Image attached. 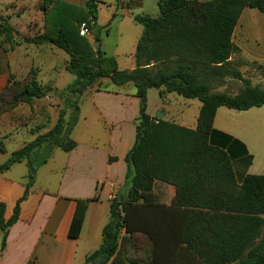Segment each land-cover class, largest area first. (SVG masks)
<instances>
[{"label": "trees", "instance_id": "trees-1", "mask_svg": "<svg viewBox=\"0 0 264 264\" xmlns=\"http://www.w3.org/2000/svg\"><path fill=\"white\" fill-rule=\"evenodd\" d=\"M98 3L87 0L84 7H77L62 0H43V33L22 41L9 19L0 15L1 49L12 50L24 42L52 45L69 56L66 70L76 76V82L65 89L69 94L82 97L105 79L116 88L134 85L141 101L136 142L126 159L127 198L112 200L103 243L86 264H264V175H247L239 183L231 138L214 129L219 108L264 107V90L245 82L241 93L232 97L211 93L210 84L225 72L238 76L229 62L238 51L233 42L236 27L246 9L264 14V0H159L160 17H134L143 34L133 71H119L101 50L94 58L88 56L91 44L80 36V27L87 24L96 33ZM150 89L199 100L196 130L151 118L147 114ZM48 93L35 78L19 83L12 77L0 95V114ZM76 99L73 104L67 101V107L77 112ZM65 117L62 110L53 129L12 153L0 173L29 160L30 188L36 175L31 159L38 148L50 144L70 152L77 146L70 138L72 122ZM0 152H6L4 144ZM157 184L175 189L170 204L158 199ZM97 200L96 196L77 202L71 239L80 237L88 206ZM4 212L0 203L3 250L8 230L18 220L19 204L7 223Z\"/></svg>", "mask_w": 264, "mask_h": 264}, {"label": "crops", "instance_id": "crops-1", "mask_svg": "<svg viewBox=\"0 0 264 264\" xmlns=\"http://www.w3.org/2000/svg\"><path fill=\"white\" fill-rule=\"evenodd\" d=\"M0 1L5 4L6 11L5 13L0 11V15L9 19L20 36L28 37L27 31L24 32L20 26L17 27L18 24L11 22L12 18L21 19L22 16L28 15L30 26L32 17H40L39 5L43 0H34L31 5L22 2L23 0L18 4L9 0ZM62 1L78 7L87 3V0ZM115 1L123 16L131 18L132 21L137 16L132 15L133 9H144V0ZM20 9H23V13L15 14ZM123 22V19L115 20L114 17L107 23H102L99 29L104 28L110 32L109 26L116 24L119 36L120 25ZM43 26L44 23L39 29ZM133 29L135 36L132 38V49L128 53L121 49L118 36L113 47L101 39L99 43L95 41L101 47L104 56L115 62L119 71H133L137 68L136 48L142 35L137 28ZM110 33L107 36H110ZM234 37L233 42L238 51L232 55L229 62L240 58L264 67V58L252 53L248 43L237 44ZM94 39L95 37L93 39L91 37L87 40ZM243 40L249 42L246 38H242ZM253 47H258V44H253ZM21 49H24L23 54H20ZM58 50L60 49L52 45L17 46L12 50L0 48V95L10 85V78L19 79L22 74L29 73L33 68L39 69L38 80L43 87L51 86L53 94L61 93L53 83L56 78L44 77L45 85L42 80L40 81L46 64L36 63L33 54L37 51L41 55L54 58L58 55ZM67 63L68 61L64 65L65 71ZM50 69L57 71L54 65ZM213 80L214 78L211 83ZM253 80H255L253 85L256 86L257 80L254 78ZM161 91L163 90L148 91L147 114L156 120L196 130L202 103L197 99H185L175 93L162 94ZM51 98L50 95L45 97L48 100ZM140 105L141 101L136 96V88L132 84L108 90L90 88L81 98L79 110L75 115L65 117L66 121L72 122L70 138L77 144L75 149L65 152L50 144L38 148L31 159V165L36 168V175L30 188H28L29 160L16 163L9 170L0 173V203L5 205L6 223L13 218L19 204L18 220L8 230L4 250L0 242V264H86L87 257L101 247L103 231L110 220L111 202L115 198L127 196L129 190L127 184L129 167L126 159L136 142ZM15 113L17 112L11 110L0 114V139L3 141L13 138L17 133L15 130H18L15 125L13 128L10 124L6 128L4 122L12 119L15 124L16 121L23 120L22 116L16 117ZM27 119L28 117L24 116V122ZM58 119L59 117L54 119L55 122L48 132L57 124ZM228 119L231 121L227 125L224 120ZM227 128L231 131H227ZM214 129L231 138L229 143L233 152L237 151L233 158V168L239 183L247 175H264V107L247 111L221 107L215 117ZM218 137L220 139L221 136ZM30 143L24 142L12 152L7 150L4 143L6 152H0V167L9 160L12 153ZM39 153L42 155H38ZM156 187L155 194L160 196ZM168 187L171 203L175 189L172 186ZM96 196L98 200L88 206L80 237L76 240L71 239L69 232L77 202Z\"/></svg>", "mask_w": 264, "mask_h": 264}, {"label": "rangeland", "instance_id": "rangeland-1", "mask_svg": "<svg viewBox=\"0 0 264 264\" xmlns=\"http://www.w3.org/2000/svg\"><path fill=\"white\" fill-rule=\"evenodd\" d=\"M10 2H14L18 4L21 0H9ZM98 12H97V26H96V33L98 35V39L106 42L109 46L113 47L116 44V38L118 36L117 30H116V24L109 26L110 32L107 30L99 29L101 28L102 23H107L109 20L114 19L115 20H124V22L120 25V31H119V39H120V47L122 50L125 52H129L132 49V38H134V29L137 28L139 32L143 33V26L136 23L135 21H132L131 18H128L126 16H123V12L118 8L117 2L115 0H98ZM199 2H209L212 0H195ZM22 2L27 3L28 5H31L34 0H23ZM43 4V3H42ZM42 4L39 5V9L41 11L40 17H32L30 21V26L29 24V18L28 15L22 16L21 19H18L17 17H13V22L17 27L20 26V29H23L24 32H28V37H22L18 36V40L22 41L23 39L26 38H33L37 35L42 34V28L39 29L40 25H43L44 23V14L42 11ZM78 7V6H77ZM84 7V6H81ZM0 11H3L5 13V4L0 1ZM132 12V11H131ZM23 13V9H20L18 11V15H21ZM37 15V13H34ZM132 15H140V16H150L152 18H158L160 17V8H159V0H144V9L139 10V9H133ZM131 15V16H132ZM38 16V15H37ZM18 21H21L19 23ZM23 24H25L23 26ZM28 26V28H26ZM93 27V26H92ZM90 28V27H89ZM96 33L91 29V34L88 37H82L84 39H88L92 37H95ZM110 33V36H107ZM139 33V34H140ZM235 42L237 44H242V43H248L250 45V51L258 57L264 58V14L259 12L256 9H246L245 13L243 14L240 24L238 25L236 31H235ZM242 38H246L249 40V42H245L244 40L242 41ZM136 39V38H135ZM92 41V42H91ZM91 42V48L89 50V55L92 58L95 57L96 53L98 50H101V47L98 46V44L95 43L94 40H89ZM99 43V42H98ZM253 44H258V47H253ZM32 44L29 43H24L20 46H29ZM45 46V45H43ZM256 48V49H255ZM102 51V50H101ZM24 53V49H21L20 54ZM35 55L36 63L38 64H43L46 66L44 67V71L42 72L40 76V81L42 80L43 84L45 85L44 82V77H48L50 79L56 78V81H54V85L58 88L61 93L56 92L53 94V90L51 86H42L44 90H48V95H50L52 98L50 100L48 99H37L34 100V102L30 105L28 104H20L16 106L15 108H12V112H17L15 113L16 117L22 116L23 120L16 121L14 124V120L11 119V121H5V127H9L8 124H10L11 127L17 128L18 130H15V133L13 138L11 139H6L5 141L0 139V149H2L3 144L5 143V146L9 152L14 151L18 147L22 146L25 143L33 142L35 141L38 137L46 134L48 130L52 127V124L55 122L57 117H59L60 111L63 109L66 110V117L70 118V116H74L76 113V109L73 107H67V100L71 101L73 104V101L77 100L76 97L78 98V102H80L81 98L83 97H78L76 94H69L66 92V89L69 86L73 85L76 82V76L73 74L69 73L68 71L64 70V65L65 62L69 60V56L61 50H58V55L54 58L52 57H47L45 54L41 55L40 52L35 51L33 53ZM37 55V57H36ZM20 60L23 62V58L20 56ZM231 64V69L233 72L238 73V76L236 74H226L224 76H214V80L211 84V93L213 94H227L232 97L238 96L243 88H245L246 84L245 82H249L252 87H258L264 90V67L260 66L258 64H254L251 62H248L246 60L238 59L234 62H230ZM55 66L57 68V71H51V67ZM241 69L243 72H241ZM26 70V69H25ZM23 70V71H25ZM38 73L39 69L38 68H33L31 71L28 73H24L21 75L19 79H16L14 77V82H19V83H28L35 78L37 81L38 80ZM257 80L256 86L253 85V82ZM98 83L93 86V88H98V89H110L112 88L111 84L109 81L105 79H100L97 81ZM59 97V99H58ZM64 99V102H63ZM181 100H184L181 98ZM158 105V104H156ZM156 105H153L156 107ZM10 110V111H11ZM17 110V111H16ZM29 110V111H28ZM226 110V109H225ZM24 116L28 117L27 121L24 122ZM55 119V120H54ZM223 121V120H222ZM231 119L228 121L224 120V122L228 125ZM26 122L28 125L26 126ZM15 125V127H14ZM239 125H241L239 123ZM21 126H26L25 128H21ZM218 126V125H217ZM218 128V127H217ZM1 131V129H0ZM217 131V130H216ZM227 131H231L230 128H227ZM218 132V131H217ZM42 155V154H38ZM128 188L130 185V182L128 181ZM157 191L160 192V196H157L158 199L166 204H170V188L166 185H157L156 187ZM163 192V193H162ZM123 200L127 198V196H122ZM4 231L0 229V242L2 243L3 237H4ZM137 254H133V257H137Z\"/></svg>", "mask_w": 264, "mask_h": 264}, {"label": "built area", "instance_id": "built-area-1", "mask_svg": "<svg viewBox=\"0 0 264 264\" xmlns=\"http://www.w3.org/2000/svg\"><path fill=\"white\" fill-rule=\"evenodd\" d=\"M91 34V29L88 27L87 24H82L80 27V36L81 37H89Z\"/></svg>", "mask_w": 264, "mask_h": 264}, {"label": "water", "instance_id": "water-1", "mask_svg": "<svg viewBox=\"0 0 264 264\" xmlns=\"http://www.w3.org/2000/svg\"><path fill=\"white\" fill-rule=\"evenodd\" d=\"M98 41H99V39L97 38V39H96V42H98Z\"/></svg>", "mask_w": 264, "mask_h": 264}]
</instances>
